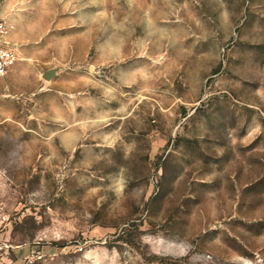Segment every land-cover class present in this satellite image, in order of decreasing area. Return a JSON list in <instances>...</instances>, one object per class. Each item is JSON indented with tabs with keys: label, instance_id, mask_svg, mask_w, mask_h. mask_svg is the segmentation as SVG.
Wrapping results in <instances>:
<instances>
[{
	"label": "rangeland",
	"instance_id": "rangeland-1",
	"mask_svg": "<svg viewBox=\"0 0 264 264\" xmlns=\"http://www.w3.org/2000/svg\"><path fill=\"white\" fill-rule=\"evenodd\" d=\"M0 17V264H264V0Z\"/></svg>",
	"mask_w": 264,
	"mask_h": 264
},
{
	"label": "built area",
	"instance_id": "built-area-1",
	"mask_svg": "<svg viewBox=\"0 0 264 264\" xmlns=\"http://www.w3.org/2000/svg\"><path fill=\"white\" fill-rule=\"evenodd\" d=\"M5 0H0V9ZM11 27L0 17V78L8 76L19 62L20 55L10 41Z\"/></svg>",
	"mask_w": 264,
	"mask_h": 264
},
{
	"label": "water",
	"instance_id": "water-1",
	"mask_svg": "<svg viewBox=\"0 0 264 264\" xmlns=\"http://www.w3.org/2000/svg\"><path fill=\"white\" fill-rule=\"evenodd\" d=\"M56 75H57V69H52V70L46 71L43 74V78L46 81H51L52 79H54L56 77Z\"/></svg>",
	"mask_w": 264,
	"mask_h": 264
}]
</instances>
